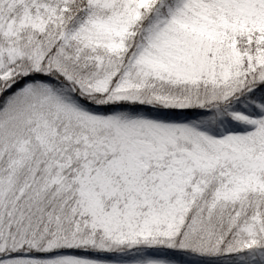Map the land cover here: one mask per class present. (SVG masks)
<instances>
[{
  "label": "snow or ice",
  "instance_id": "obj_1",
  "mask_svg": "<svg viewBox=\"0 0 264 264\" xmlns=\"http://www.w3.org/2000/svg\"><path fill=\"white\" fill-rule=\"evenodd\" d=\"M0 264H264V0H0Z\"/></svg>",
  "mask_w": 264,
  "mask_h": 264
}]
</instances>
